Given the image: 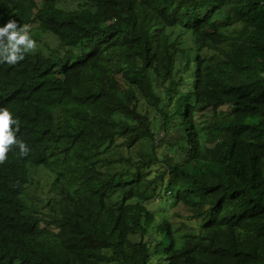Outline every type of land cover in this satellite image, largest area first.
Here are the masks:
<instances>
[{
    "label": "trees",
    "instance_id": "trees-1",
    "mask_svg": "<svg viewBox=\"0 0 264 264\" xmlns=\"http://www.w3.org/2000/svg\"><path fill=\"white\" fill-rule=\"evenodd\" d=\"M8 18L49 35L0 63L28 148L0 162V264H264V0H0Z\"/></svg>",
    "mask_w": 264,
    "mask_h": 264
},
{
    "label": "clouds",
    "instance_id": "clouds-1",
    "mask_svg": "<svg viewBox=\"0 0 264 264\" xmlns=\"http://www.w3.org/2000/svg\"><path fill=\"white\" fill-rule=\"evenodd\" d=\"M35 47V41L26 27H18V22L8 18L0 23V63L15 64L24 58V54ZM17 120L7 108H0V162L7 158L11 145H17L21 156L28 152L26 144L15 135L12 125Z\"/></svg>",
    "mask_w": 264,
    "mask_h": 264
},
{
    "label": "rangeland",
    "instance_id": "rangeland-1",
    "mask_svg": "<svg viewBox=\"0 0 264 264\" xmlns=\"http://www.w3.org/2000/svg\"><path fill=\"white\" fill-rule=\"evenodd\" d=\"M78 2L76 1H66L63 5L65 6L66 9H71L73 7H75L77 5ZM23 27L27 28V31L29 32V34L31 35V37L34 39L35 41V47L36 48H46L45 45V40L43 39L45 37V35H49L48 33H42V40H38V37L36 36V34L33 33V29L35 27L34 23H30L28 25H25ZM180 32V34H182L183 37H188V34L186 32L181 31V28H176V31H174L175 34H178ZM173 34V35H175ZM53 39H55L53 37ZM49 42H51V38L46 39ZM52 44H55V42H52ZM34 49V48H33ZM31 49V50H33ZM219 118V113L217 111H212L210 109H206L204 111L198 112L195 115V119L197 121V125L199 128L202 129H210V126ZM157 135L159 136L160 140H165L168 135H166L164 132H160L157 133ZM32 171V175L36 172L37 175L33 176L32 180L40 181L41 185H46L47 183H51L52 182V174H50L49 172L45 171L43 168H37L35 170H31ZM33 189V188H32ZM48 190L47 187L41 186L39 189H37V192L42 194V199H43V194L46 193V191ZM27 192L31 191L33 192L34 190H26ZM26 192V197H28ZM35 193V192H34ZM35 194L38 198L40 197L39 194ZM29 194V193H28ZM168 195V194H167ZM44 200V199H43ZM167 198L161 196L155 199V201H149L146 203L147 207H149L151 210L153 209L154 211H156L158 214H162V215H167L168 217L171 218V221L174 223V225H176V227L178 228V230L184 231L186 229L189 228H194L197 229L198 228V224L195 221L194 218H191L190 216H188L187 212L184 211L183 209L179 208V207H175V206H171L169 203L166 202ZM38 203H41L40 200L37 201ZM43 207V206H41ZM43 208V211H46V209ZM183 223V224H182Z\"/></svg>",
    "mask_w": 264,
    "mask_h": 264
}]
</instances>
